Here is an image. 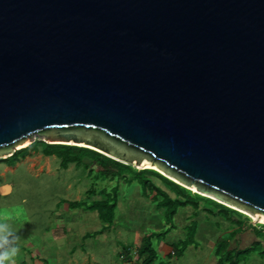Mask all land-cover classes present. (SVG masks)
Segmentation results:
<instances>
[{
  "label": "water",
  "instance_id": "water-1",
  "mask_svg": "<svg viewBox=\"0 0 264 264\" xmlns=\"http://www.w3.org/2000/svg\"><path fill=\"white\" fill-rule=\"evenodd\" d=\"M35 138L264 222V0H0V160Z\"/></svg>",
  "mask_w": 264,
  "mask_h": 264
},
{
  "label": "rangeland",
  "instance_id": "rangeland-1",
  "mask_svg": "<svg viewBox=\"0 0 264 264\" xmlns=\"http://www.w3.org/2000/svg\"><path fill=\"white\" fill-rule=\"evenodd\" d=\"M35 139L39 141V138ZM89 162L87 159L84 161L85 164ZM165 177L176 183L174 179ZM132 178L102 182L83 166L70 165L68 169H62L61 160L45 157L40 151L20 159L13 166L0 161V222H3L5 212L13 216L11 225L19 237L15 264H123L119 255L124 250H138L144 237L163 233L160 238L152 240L159 262L215 264L213 244L224 234H231V225L225 217L217 213L209 215L201 209L193 219L194 210L186 208L179 209L168 225L161 215L163 212L155 209L154 202L147 198L141 187L135 182L127 183ZM153 182L168 192L160 181L154 179ZM116 186L115 219L110 229L103 233V224L96 213L86 206L69 207V203L85 201L89 205L99 201L103 189L111 192ZM213 200L222 203L217 198ZM17 209H23L18 219L15 218ZM192 224L196 231L189 237L188 228ZM251 224L258 226L252 218ZM256 228L262 230L261 227ZM187 236L192 241L191 245L179 259L168 261L166 254L171 250L164 245L184 242ZM259 239L264 241V235L259 234ZM261 250L257 247L255 251L258 253L253 251L247 255L242 264H264V257L259 254Z\"/></svg>",
  "mask_w": 264,
  "mask_h": 264
},
{
  "label": "trees",
  "instance_id": "trees-1",
  "mask_svg": "<svg viewBox=\"0 0 264 264\" xmlns=\"http://www.w3.org/2000/svg\"><path fill=\"white\" fill-rule=\"evenodd\" d=\"M40 145L43 146L41 150ZM39 151L45 157H56L61 160V167L64 170L68 169L70 165H75L76 167L83 166L96 180H101L102 182L115 179L120 180L132 176V180L129 179L127 183L131 184L135 182L136 185L141 187V190L147 198H150L154 202L155 209L163 212L161 215L165 218V221L167 220L166 223L168 225L172 223L179 209L191 208L197 212V214L203 209L207 211L209 215L214 216L216 213L223 215L226 221L231 225V228H238L237 230H239V228H244L246 231H252L256 238H259V234L264 235V224H258L256 227L262 228V230H258L256 227L252 226L251 219L247 216L219 204L217 201L193 193L191 190L170 181L153 170L137 172V170L131 166L114 161L92 150L73 146L49 145L41 141H35L27 148L17 151L12 157L0 161L8 163L9 166H13L17 164L20 159H25L30 156V154H36L39 153ZM86 159L90 161L89 164L84 163ZM154 179L165 185L168 192L156 186L153 182ZM100 193L101 199L99 201H95L89 205H87L85 201L74 202L69 203V207L76 209L86 206L90 211L96 212L101 223L109 228L112 226L115 219L118 186L113 188L111 192L103 189ZM195 231L196 226L192 224L188 228V236L190 237L191 234L194 235L195 233L193 232ZM239 233L240 232L235 231L229 237L217 241L215 250V257L218 258L217 264H242L244 262L243 260L246 259L245 257L252 254V250H245L243 252H240L238 249L230 250L231 242ZM163 234H153L144 237L142 246L135 252V264H163L158 261L159 255L152 242L153 238H160ZM188 236L184 242H180L173 247V253L168 256L169 260L173 258L179 259L186 248L191 245L192 241H189ZM259 243L262 245L264 241L262 240ZM126 251L129 253L128 249H126ZM260 253L264 255L263 252Z\"/></svg>",
  "mask_w": 264,
  "mask_h": 264
},
{
  "label": "crops",
  "instance_id": "crops-1",
  "mask_svg": "<svg viewBox=\"0 0 264 264\" xmlns=\"http://www.w3.org/2000/svg\"><path fill=\"white\" fill-rule=\"evenodd\" d=\"M93 213L95 214L96 212H93ZM96 215H97V213H96ZM197 215H198L197 212L194 211V215L192 216V218L194 219V217H197ZM97 217H98V215H97ZM107 229H110V227L107 228L105 225H103V229L101 230V233H103ZM237 229L238 228H231V230H230L231 231V234L233 232H235V231L240 232L239 235H237L234 238V240L231 242L230 250H236V249H238V250H240V252H243L245 250H252V253L256 252L254 254H257L258 252L255 251V249H257V247L260 246L261 249H262L261 252L264 253V243L262 245L259 243L260 241H262V239L256 238L255 234L252 231H246L244 228H242V229L239 228V230H237ZM231 234H224L223 237H221L220 239L229 237ZM216 243L217 242H215V244ZM215 244H213L214 257H215V250H216V245ZM175 245H177V244H171L170 246L164 245L167 248V250L168 249L171 250V251L167 252L166 259H168V256L173 253V247ZM136 251L137 250L128 253L126 250H124L123 253H121L119 255L120 260L123 262V264H135V259H136V257H135V254L136 253L135 252ZM259 254H261V253L259 252ZM261 256L264 257V255H261ZM168 261H171V260H168ZM217 262H218V258H216V263L215 264H217Z\"/></svg>",
  "mask_w": 264,
  "mask_h": 264
},
{
  "label": "clouds",
  "instance_id": "clouds-1",
  "mask_svg": "<svg viewBox=\"0 0 264 264\" xmlns=\"http://www.w3.org/2000/svg\"><path fill=\"white\" fill-rule=\"evenodd\" d=\"M22 213L23 209H17L15 212V218L18 219ZM12 220L13 216L5 212L3 215V222H0V264H15V257L19 252V237L16 235V232L11 225Z\"/></svg>",
  "mask_w": 264,
  "mask_h": 264
},
{
  "label": "bare ground",
  "instance_id": "bare-ground-1",
  "mask_svg": "<svg viewBox=\"0 0 264 264\" xmlns=\"http://www.w3.org/2000/svg\"><path fill=\"white\" fill-rule=\"evenodd\" d=\"M28 146H30V143H29V141L28 142H26L25 144H23V145H21V146H19L20 148L18 149V150H22V149H24V148H27ZM138 168V170H140V171H143V170H153V171H156L155 169H149L147 166H139V167H137ZM170 178V177H169ZM192 192H194V193H197V194H199V195H201V196H203V197H211V198H213V199H215V197H212L211 195H204V194H201V193H198L196 190H194V189H190ZM216 201V200H215ZM220 201V200H219ZM218 202V201H217ZM219 203V202H218ZM223 203V202H222ZM224 204V203H223ZM226 205V204H225ZM228 206V208H230V209H232V210H235V211H237V212H239L240 214H242V215H246V216H248V217H250V219L252 218L253 219V221L255 222V224H264V222H263V220H261L260 218H258V217H256V216H254L253 214H251V213H249V212H245V211H242V210H240V209H237V208H235V207H232V206H229V205H227Z\"/></svg>",
  "mask_w": 264,
  "mask_h": 264
}]
</instances>
